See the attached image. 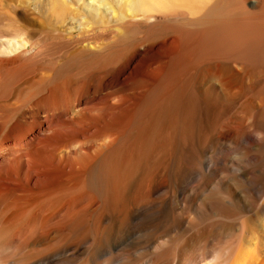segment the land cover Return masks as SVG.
<instances>
[{"label": "bare ground", "instance_id": "6f19581e", "mask_svg": "<svg viewBox=\"0 0 264 264\" xmlns=\"http://www.w3.org/2000/svg\"><path fill=\"white\" fill-rule=\"evenodd\" d=\"M0 264H264V0H0Z\"/></svg>", "mask_w": 264, "mask_h": 264}, {"label": "rangeland", "instance_id": "374dc122", "mask_svg": "<svg viewBox=\"0 0 264 264\" xmlns=\"http://www.w3.org/2000/svg\"><path fill=\"white\" fill-rule=\"evenodd\" d=\"M119 8H115V10L116 11H114V13L116 14L117 13V10H118ZM83 12V11H82ZM106 18H103L104 20H105V22H107V19H108V16L110 17L111 15H104ZM86 20L87 19H84L83 20V22H81L80 21V23H85L86 22ZM85 21V22H84ZM92 21V20H91ZM92 24V23H91ZM89 26H87L86 25V23H85V25L83 24V26H82V30H84V31H86V30H90V27L88 28ZM133 50H130V51H127V52H125L124 54H123V56H122V54H115L114 52V54L113 53H110L109 55H107V56H103V57H101V58H99V59H96V60H91V58H89L90 56H79V57H74V58H68L67 59V62H69L68 64H70V67H69V69H67V71H66V73H65V75H63V76H58V77H56L53 81H51V84L50 85H52V87L53 88H55L56 90L57 89H71V88H73L72 86H75V85H77V83H81L82 82V80H83V83H84V80H85V82H88V81H90L92 78L93 79H95L98 75H101V74H104L105 73V71H106V69L108 68V67H110L111 66V64L112 63H114L115 62V60H119V58L121 57V58H123V59H126L129 55H130V53L132 52ZM67 52H69V49H66V50H63V53L64 54H66ZM127 53V54H126ZM113 54V55H112ZM120 55V56H119ZM116 57V58H114V57ZM111 59H110V58ZM86 58V59H85ZM85 60V61H84ZM101 60V61H100ZM95 61V62H94ZM103 61V62H102ZM81 63H82V67L80 66L81 65ZM107 65H106V64ZM108 63H109V65L110 66H108ZM97 64V65H96ZM98 64H100V66L98 65ZM72 65V66H71ZM93 65H95V67H97L96 68V70L94 69L95 67L93 66ZM75 66V69L73 68ZM79 67V68H78ZM72 68V69H71ZM85 68H86V70H85ZM91 70H90V69ZM94 70H93V69ZM105 68V69H104ZM79 69V70H78ZM88 70H90V71H88ZM93 70V71H92ZM104 70V71H103ZM69 71V72H68ZM97 71V72H96ZM77 72V73H76ZM83 72V73H82ZM71 73V74H70ZM75 73V74H74ZM85 73H87L86 75H84ZM94 73V74H93ZM101 73V74H100ZM89 74V75H88ZM91 74V75H90ZM98 74V75H97ZM78 75V76H77ZM95 75V76H94ZM97 75V76H96ZM74 76V77H73ZM79 76H82V77H79ZM90 76V77H89ZM61 77V78H60ZM66 77V78H65ZM77 78V80H75ZM78 78H83L82 80L81 79H78ZM85 78V79H84ZM88 78V79H87ZM60 79V80H59ZM63 79H65V80H63ZM72 79L74 80V81H72ZM92 79V80H93ZM61 80H62V83H61ZM54 81H56V82H54ZM64 81H65V83H66V85L67 86H65V83H64ZM78 81V82H77ZM56 83L55 85H54V83ZM70 82H72L71 84L72 85H70ZM82 84V83H81ZM54 85V86H53ZM65 86V87H64ZM58 87V88H57ZM120 87H122V86H120ZM79 109V108H78ZM98 113L99 114H101V113H104L103 111H98ZM70 126V125H69ZM69 126H67L68 128L66 129V126L64 125L63 127H65V128H63L62 130H63V132L65 133V134H70V133H72V131L73 130H75V129H82L83 128V126L82 127H80V126H78V125H76L75 127H73L74 125H71L70 127ZM250 126H252L250 123H249V125H248V127H250ZM71 127H73V128H71ZM70 128H71V130H70ZM69 149V148H68ZM67 149V150H68ZM71 150L72 149H74L73 147L72 148H70ZM69 149V150H70ZM70 150V151H71ZM152 158H153V154L151 153V156H150V159L152 160ZM120 160V159H119Z\"/></svg>", "mask_w": 264, "mask_h": 264}]
</instances>
